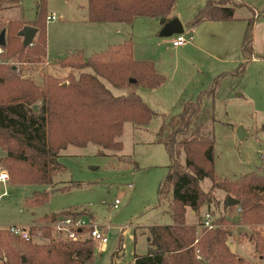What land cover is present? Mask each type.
<instances>
[{"label":"rangeland","instance_id":"obj_1","mask_svg":"<svg viewBox=\"0 0 264 264\" xmlns=\"http://www.w3.org/2000/svg\"><path fill=\"white\" fill-rule=\"evenodd\" d=\"M205 1L175 0L172 8L173 15L182 24L181 33L184 36L192 33L195 37V47H172L170 38L177 33L164 27L155 17L136 16L128 23L90 24L86 20V0H45V13L53 11L56 14L55 19L44 23L45 55L25 57V52L10 51L1 46L3 66H10L14 74L39 84L43 77L64 84L81 71L94 73L84 64L85 58L99 54L122 40L129 42L134 59L150 60L163 76V81L151 88L139 84L115 87L98 76L113 94H125L133 89L155 112L139 126L130 121L123 122L118 136L119 149L101 148L93 142L67 144L58 150L56 160L59 167L48 184L9 180L7 159L1 160L0 167L6 168L7 173L5 181H0V230L11 242L9 244L21 249L20 245L25 242L8 231L9 225L27 227L31 220L35 223L43 221L39 220L41 216L54 213L57 218L65 215L59 211L75 210L80 213L75 215L89 221V224L100 226L106 233L103 248L98 241L90 239L93 264H110L111 259L113 264H130L133 253H144V227L171 222L169 186H160L157 196L158 184L169 163L164 145L157 138L167 131L163 122L177 115L185 102L194 100L201 90L212 84L217 73L234 71L243 60L241 36L250 19L252 55L255 58L245 60L242 72L226 73L217 78L213 94L202 95L200 105L206 114L204 122L213 136V172L226 179L254 172L264 179V14H260L264 0H222L233 8L232 18L219 22L201 20L188 34L189 22ZM35 2L18 0L15 5H0V23L4 29L8 22L20 20V26L23 21H32ZM198 38L201 39L196 40ZM19 44L20 39L16 46ZM74 53H79L82 58L76 55L69 60L57 59ZM219 63L221 66L225 64L224 69L214 71L213 65ZM6 92L4 84H0V97L4 98ZM237 125L246 132L241 139L235 134ZM159 127L163 128L157 134ZM0 146L1 157L5 155L6 146L3 141H0ZM177 160L182 164V151ZM209 185L210 179L203 177L201 188L207 189ZM34 191H46V199L29 205L27 201ZM212 193L213 199L199 207L198 215L185 212L186 222H198L206 211L210 212V220L223 217L226 220L222 225L229 229L226 241H238L237 252L234 253L248 262L264 264V252L260 256L248 240L255 229L264 235V224L251 226L242 223L238 206L223 204L225 191L214 188ZM114 198L119 201L116 207L111 206ZM48 222L52 223L51 219ZM200 228L197 226V231ZM51 230V237L55 238L58 233L53 226ZM30 235L28 241L31 244L49 240L33 233ZM79 237H87L86 227ZM0 258V262L6 260L5 251H0Z\"/></svg>","mask_w":264,"mask_h":264},{"label":"trees","instance_id":"obj_2","mask_svg":"<svg viewBox=\"0 0 264 264\" xmlns=\"http://www.w3.org/2000/svg\"><path fill=\"white\" fill-rule=\"evenodd\" d=\"M224 2L227 0H223ZM222 0H206L189 22L195 25L203 19H230L233 8ZM174 0H86V20L90 22H130L136 16H149L165 20ZM18 0H0V5H15ZM45 0H36L35 18L32 21L8 22L4 29L3 48L22 53L25 57L45 55L44 23ZM260 14H264V7ZM25 24L35 28L31 40L23 44L18 30ZM4 28L0 23V29ZM252 19L248 20L241 36L243 60L234 71H221L212 84L201 90L196 98L184 103L182 110L163 122L167 131L157 130L158 140L169 156L166 173L157 187L166 184L170 189L168 209L170 223H152L144 227L146 250L133 253L130 264H263L251 263L230 251L226 244L229 229L222 225L223 217L210 220L211 227L185 220V210L197 213L202 204L213 199L214 188L225 191L235 202L226 206H238L242 223L251 226L264 224V179L254 172L241 174L234 179L221 178L213 172V136L201 109L202 95H212L215 80L223 74L242 72L244 62L252 56ZM20 39V44L16 46ZM16 46V47H14ZM11 47V48H10ZM13 47V48H12ZM264 56V38L262 41ZM79 53L65 55L60 61L69 60ZM65 61L64 63H67ZM84 64L94 73L81 71L61 84L53 78L43 77L34 83L26 77L14 74L10 66L0 61V84L7 89L0 97V141L7 150L9 180L27 183H50L58 170V150L67 144L84 145L93 142L101 148L119 149L118 136L124 121L139 126L155 113L133 89L125 94H113L98 78L103 77L111 85H142L155 87L163 81L150 60H137L131 55L126 40L107 50L85 58ZM67 65H71L67 63ZM209 118L211 114H208ZM163 125V124H162ZM99 152H102L100 149ZM183 152V162L177 160ZM203 177L210 179L207 189H202ZM46 199V191H34L27 204L34 205ZM209 212V211H208ZM80 214L78 211H59ZM82 213V212H81ZM210 213V212H209ZM55 214L44 215L37 223L26 228L30 233L49 238L42 244L28 240L21 249L14 247L0 230V251L6 260L0 264H93V246L90 238H53L48 220ZM45 218L47 219L46 221ZM216 221V222H215ZM197 226L201 227L197 231ZM16 235V234H12ZM248 240L260 256L264 252V235L255 229ZM23 257V259H22ZM1 259V258H0ZM110 264H113L111 259Z\"/></svg>","mask_w":264,"mask_h":264},{"label":"built area","instance_id":"obj_3","mask_svg":"<svg viewBox=\"0 0 264 264\" xmlns=\"http://www.w3.org/2000/svg\"><path fill=\"white\" fill-rule=\"evenodd\" d=\"M56 15L53 11L49 12L45 16V20H52L55 19ZM184 33H177L172 39L171 44L172 45H179L186 41L187 38H189V35L184 36ZM1 51V46H0ZM0 175H3V179H5L6 174L1 173ZM0 179V180H3ZM118 199L114 198L111 206L116 207L118 204ZM210 213L206 211L203 216L201 217V224L202 226L211 227L212 223L210 221ZM52 223H47L50 227V230L52 229V226L55 228L57 236H54L55 238H68V239H76L79 237V234L83 231V229L87 228V237L96 240L99 242V244L104 245L106 242V233L104 229H102L100 226L96 224H89V221L84 220L79 215H73V214H65L64 216L57 217L54 216L51 219ZM52 224V225H51ZM8 231L12 234H16L19 237L28 240L32 233L28 232V229L24 226H19L15 224H11L7 227ZM52 233V230L50 231ZM37 237H40L38 233H33Z\"/></svg>","mask_w":264,"mask_h":264},{"label":"water","instance_id":"obj_4","mask_svg":"<svg viewBox=\"0 0 264 264\" xmlns=\"http://www.w3.org/2000/svg\"><path fill=\"white\" fill-rule=\"evenodd\" d=\"M158 21L161 22L164 27L168 28L169 30H171V32H175V33H180L182 31V25L181 22L179 21V19L176 16H172L170 18H168L167 20H165L163 17L158 18ZM35 32V28L31 25L25 24L23 25L19 30L18 33L22 36V43L26 44L28 43L33 34ZM161 34V33H160ZM4 44V28L0 29V46H2ZM235 134L237 136L238 139H241L243 137V135L246 134V132L244 131V129L242 128L241 125H237L235 128ZM235 202V198L227 195L226 196V201L225 204H231ZM23 259V257H22Z\"/></svg>","mask_w":264,"mask_h":264},{"label":"crops","instance_id":"obj_5","mask_svg":"<svg viewBox=\"0 0 264 264\" xmlns=\"http://www.w3.org/2000/svg\"><path fill=\"white\" fill-rule=\"evenodd\" d=\"M175 3V0H174V2H173V4ZM173 4H172V7H171V9H170V11H169V13H168V16L169 17H172V16H174L173 14H174V12L172 11V8H173ZM51 12V11H50ZM55 13V12H54ZM56 15V14H55ZM222 19H203V22H206V21H209V22H214V21H221ZM88 23H90V24H95V23H104V22H109V21H104V22H89V21H87ZM210 24H213V23H210ZM182 25V24H181ZM193 30H194V27L193 26H189V28L186 30V32H188V34H189V31L191 32H193ZM263 37H262V41H263V38H264V32H263ZM172 38H173V36H172ZM172 38H170V39H172ZM201 38H198V39H196V40H200ZM170 45L172 46V47H174V48H176V47H178V46H185V47H192V46H196V41H195V37L193 36V34L191 33V35L189 34V38H187L186 39V41L184 42V43H182V44H179V45H172L171 44V40H170ZM262 53H263V47H262ZM134 57V56H133ZM263 58H264V56H262ZM60 58V57H59ZM253 58H255V56L254 55H252L251 57H250V59H253ZM58 59V58H57ZM219 60H222V58H219ZM224 63H223V65L221 66V64L219 63V64H216V65H213V67H212V69H214V71H220L221 69H224ZM1 147V146H0ZM3 148V147H2ZM5 151V155H3V156H1L0 157V162H1V160H3V161H6V159H7V150L5 149L4 150ZM6 171V172H5ZM0 172L1 173H7V170H6V168H1L0 167ZM1 182L2 181H5V179H3V180H0ZM0 193H2V191L0 192ZM189 212L190 214H194V211L192 210V209H190V208H186V210H185V212ZM35 222V220H31V222L30 223H28V224H32V223H34ZM190 223V222H189ZM238 242V241H237ZM237 242L236 241H226V244H227V246H228V248L230 249V251H232V252H237ZM103 246L104 245H102V248H103ZM101 249V248H100Z\"/></svg>","mask_w":264,"mask_h":264},{"label":"clouds","instance_id":"obj_6","mask_svg":"<svg viewBox=\"0 0 264 264\" xmlns=\"http://www.w3.org/2000/svg\"><path fill=\"white\" fill-rule=\"evenodd\" d=\"M0 179H3V175H0Z\"/></svg>","mask_w":264,"mask_h":264}]
</instances>
